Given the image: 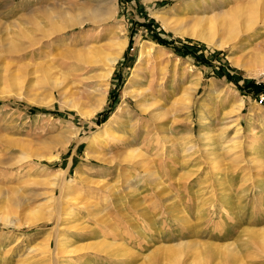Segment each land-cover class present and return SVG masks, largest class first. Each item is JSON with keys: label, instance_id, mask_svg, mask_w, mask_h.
Masks as SVG:
<instances>
[{"label": "rangeland", "instance_id": "obj_1", "mask_svg": "<svg viewBox=\"0 0 264 264\" xmlns=\"http://www.w3.org/2000/svg\"><path fill=\"white\" fill-rule=\"evenodd\" d=\"M262 7L0 0V264H264Z\"/></svg>", "mask_w": 264, "mask_h": 264}, {"label": "bare ground", "instance_id": "obj_2", "mask_svg": "<svg viewBox=\"0 0 264 264\" xmlns=\"http://www.w3.org/2000/svg\"><path fill=\"white\" fill-rule=\"evenodd\" d=\"M146 1H149V0H146ZM192 4V3H191ZM190 4V5H191ZM189 5V6H190ZM236 6V5H235ZM245 6L246 5H241L240 7L237 5V7H239V11L240 12H236V10H235V12L232 10V8L230 9H228V11H224V13H217V15H214V16H212V17H210L211 19H208L209 21L210 20H212V18L214 19V23L213 24H215V25H217L218 27H220V28H226V29H229V27H230V25L232 24L233 25V23L235 24L236 23V21H235V17H233V13H242V12H244V8H245ZM192 7V6H191ZM246 7H248V6H246ZM263 8V10H264V7H262ZM236 9V8H235ZM261 12V11H260ZM100 14V13H99ZM80 16V15H79ZM86 19H82V18H80V17H75V19L73 20V21H64L65 22V24H64V26L63 27H61V29L59 30V28H58V30L59 31H62V30H65V29H72L73 28V26H77V25H82L83 23H85V22H87V21H92V22H94V23H99L100 21H102V20H100L99 19V15H98V13H97V11L96 10H93V9H91L90 11H88L87 12V14H86ZM65 17V16H64ZM241 17H242V15H241ZM80 18V19H79ZM160 18H161V20L163 19L164 20V23H166L167 24V22H168V19H166L165 17H161L160 16ZM70 19V18H69ZM82 19V20H81ZM248 19V18H247ZM195 20V23L194 24H198V23H200L202 20H206V19H199V20H197V19H194ZM239 20V19H238ZM249 21V20H248ZM238 22V21H237ZM102 23V22H101ZM251 25V24H250ZM248 29V28H247ZM174 32H176V31H174ZM52 33V32H51ZM177 34H179V31L177 32ZM190 34L191 35H195L197 38H199L200 40H202V41H204L207 45L209 44V45H211V46H214V47H216V48H218V49H220V48H223V47H225L227 44H229V39H225V40H222V39H214L213 38V36L212 35H210V33H206L205 32V28H202L200 31H198V32H196V30H192V31H190ZM189 34V35H190ZM123 48V46H119L118 47V49L116 50V53L113 55V56H111V57H106V60L104 61V63H106L105 64V66H106V74L105 75H103V81H107L108 80V78H109V76H110V74H111V71H112V69H113V64L116 62V60L118 59V57L120 56V53L122 52V49ZM3 49H5V45L4 46H0V52L3 50ZM140 54H141V56L140 57H142V56H146V57H151L152 56V54H151V50H149V49H147L146 47H144L143 45H142V47H141V50H140ZM254 63L253 64H257V65H263V63H264V54H259V55H257L256 57H255V60L253 61ZM9 79V81L8 82H10V84H12L15 80L13 79V78H8ZM133 77L132 78H130L129 79V81H128V83L126 84V86H125V92H124V94L126 95H131V93L132 92H128L127 91V88H128V85H130V84H132L133 83ZM14 80V81H13ZM135 80H136V78H135ZM144 91H146V90H144ZM145 93V92H144ZM146 94V93H145ZM144 99H143V101L140 103V101H138V102H136L135 103V106H137V108L139 109V111L140 112H142V113H147V112H149V110L153 107V106H155L154 104L156 103V101L154 100V99H152V96L150 95V94H147L146 96L144 95V97H143ZM125 104V103H124ZM123 105V104H122ZM121 105V106H122ZM124 108H121V109H119V111H120V114H121V112H125V110L127 109V107H126V104L123 106ZM158 108V107H157ZM96 110V109H95ZM122 113V114H123ZM121 114V115H122ZM148 115H149V117L152 119V120H156V119H158L159 118V116H160V114H161V112L160 111H158V113L157 112H153V111H150L149 113H147ZM84 115H86V114H84ZM124 115H127V113H124ZM123 115V116H124ZM128 116V115H127ZM107 124H109V123H107ZM160 127V126H159ZM161 128V127H160ZM108 131H110V128H109V126L107 125V126H104V130L103 131H101V132H96V133H93L92 135H91V139L94 141V140H98L101 136H102V134L103 133H108ZM111 132V131H110ZM114 134V133H113ZM112 134V135H113ZM191 148V147H190ZM137 152L138 151V149H134V150H132L131 152ZM189 151V150H188ZM135 152V153H136ZM138 154H139V152H138ZM126 155V154H125ZM130 156V155H129ZM212 158V157H211ZM144 163V162H143ZM143 166V165H142ZM139 167H141V165L139 166ZM31 214V213H30ZM33 214V221H32V218L30 219L33 223H37L38 221H40V220H42L41 219V216L38 214V213H32ZM43 217V216H42ZM61 217V215H60V213H58V219ZM46 219H49V218H46ZM44 220V219H43ZM198 244V243H197ZM182 247V246H181ZM194 247V246H193ZM165 253V252H164ZM165 254H167V253H165ZM56 264H58V262H56Z\"/></svg>", "mask_w": 264, "mask_h": 264}]
</instances>
